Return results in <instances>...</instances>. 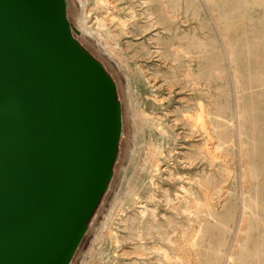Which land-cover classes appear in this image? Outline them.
<instances>
[{
  "label": "bare ground",
  "instance_id": "bare-ground-1",
  "mask_svg": "<svg viewBox=\"0 0 264 264\" xmlns=\"http://www.w3.org/2000/svg\"><path fill=\"white\" fill-rule=\"evenodd\" d=\"M67 4L69 16L75 19L73 31L118 84L123 107L121 139L134 143L123 180L114 191L117 165L104 203L87 231L93 232L94 239L88 248L78 249L71 264L77 256L81 264H103L105 256L98 245L107 242L119 247L116 256L154 255L151 260L134 257L136 260L128 264H239L246 237L254 227L264 239V191L260 184L251 183L244 163L255 141L257 122L253 104L244 98L253 87L264 86V31L243 43L233 41L226 26L227 11L216 0H67ZM203 10L207 19L199 26L189 25V14L197 18ZM210 26L218 30L219 40L200 35V29ZM121 78L125 80L123 85ZM180 78L189 92L207 94L200 111L192 108L191 101L185 105L190 111L186 138H196L204 126L216 139L206 150L210 161L211 153L222 161L238 156V189L235 185L215 186L211 179L197 174L183 175L187 184L181 185L180 194L159 187L155 177L161 169L158 158L162 146L155 136L157 132L161 139L166 136L164 115L155 107L147 108L140 88H151L153 101L162 104L165 97L158 90L167 88L172 92ZM215 79L226 80L228 98L233 97V103L213 99ZM199 153L194 144L180 158L188 167H194ZM218 168L223 171L221 165ZM146 172L153 173L154 188L143 197L132 180ZM167 175L174 178L172 171ZM113 191L104 220L96 225ZM123 196L137 207L130 210V206L120 205ZM159 201L177 215L169 220L168 227L157 212ZM216 233L221 243L214 261L194 258L191 254L197 252L204 237ZM130 241L134 242L132 249L121 246Z\"/></svg>",
  "mask_w": 264,
  "mask_h": 264
},
{
  "label": "water",
  "instance_id": "water-1",
  "mask_svg": "<svg viewBox=\"0 0 264 264\" xmlns=\"http://www.w3.org/2000/svg\"><path fill=\"white\" fill-rule=\"evenodd\" d=\"M67 0H0V264H71L114 176L117 85Z\"/></svg>",
  "mask_w": 264,
  "mask_h": 264
},
{
  "label": "rangeland",
  "instance_id": "rangeland-1",
  "mask_svg": "<svg viewBox=\"0 0 264 264\" xmlns=\"http://www.w3.org/2000/svg\"><path fill=\"white\" fill-rule=\"evenodd\" d=\"M216 1L223 9H225V11H227L226 16L228 17V19L226 26L233 41L243 43L253 38L256 34L260 33L261 31H264V0ZM67 16L70 24L75 27L74 17L72 15L69 16L68 13ZM189 19V25L194 24L199 26L201 22H204L205 19H207V14L203 10L197 18H194L193 15L189 14ZM199 33L203 38H205L207 35H211L209 36L210 39L213 38L219 40V32L218 30H215L213 26L200 29ZM73 35L82 44V46L86 48L85 44L79 39L78 35L75 34V31H73ZM86 50L88 49L86 48ZM88 51L97 59L96 55L92 53V51ZM97 60L100 62L99 59ZM262 69L264 70V65L262 66ZM124 82L125 80L121 78L122 85L124 84ZM115 83L117 85L118 98L121 102V94L118 88V84L116 81ZM225 84L226 80L215 79L213 83V88L211 90V94H213L214 96L213 99L218 98L222 103H225L227 100H230L233 103V97L228 98V92L226 91L227 86ZM140 89L142 90L143 94L142 100L147 104V108L152 110V108L155 107L160 110L164 115L163 120L164 126L166 128V136L165 138L161 139V137L159 136V132H157L155 136L156 140L159 141L162 146V154L158 158L161 169L159 172L156 173L157 175L155 177L159 187L161 186L168 188L169 190L171 189L170 191L173 195L180 194L182 192L181 185L183 183L185 185L187 184V180L185 181L182 178L183 175H185L184 177H186V175L190 176L197 174V176L201 177L202 179H211L214 182L215 186L217 184H219L220 186L222 185V187L235 185L238 189V184H240V162L237 157L234 156V158H229L225 161H222L220 157L211 153L213 157V162L210 161L205 155L206 150H208V148L210 147L209 145L213 143L216 139L215 136L207 132L204 126L195 135L196 138H186V134L188 131L187 119L188 114H190V111L188 112L185 105L187 104V102L191 101L193 105L192 108H196L198 111H200L203 104L207 101V94L189 92V88L184 84L182 78L178 79V81L175 83L172 92L171 90L169 91L167 88H161L158 90V93L165 97L162 100V104H157L153 101V98L151 97V88L141 87ZM145 95L148 96L146 97ZM244 101H248L253 104L254 116L256 117L257 121L256 123L257 125H260L259 129L255 133V139L262 140L264 139V86L253 87V89L249 92V95L244 98ZM194 144H196L197 147L200 149L199 159L197 161L196 166L188 167L186 164H184L183 160H181L180 155L182 154V152L191 149ZM132 149H134L133 142H126L122 139L120 140L118 159L114 167L115 175L117 165H119V172L117 173L118 175L116 177L114 191L120 185L121 181L123 180V176L126 173L124 167H129V164L131 162L129 160V157L132 155L131 151L129 152V150ZM219 165L222 166L223 171L219 170ZM170 171H172L174 175L173 179H170L167 175V173H169ZM152 174L153 173L149 172L141 173L136 175L132 180L133 186H136V188L139 189L140 194L143 197H147L154 188L151 183ZM249 176L251 177V179L252 177H255L251 180V183L260 184L264 191V171L261 170L253 175L249 174ZM256 177H258L259 179H256ZM114 191L109 195L108 200L105 203L104 210L98 216L96 225H101V222L104 220L106 208L110 206V202L114 196ZM104 197L99 208L104 203ZM121 199L122 201L120 202V205L124 203L126 206H130V210H133L135 209V207H137V205H135L134 202L128 197L123 196ZM157 207L159 208H157V212L159 214L160 219L165 220V224L167 225L166 227H168L169 220L176 219L177 215L172 212L171 208L167 207L163 202L161 203V201L157 203ZM98 210L96 211L95 215L97 214ZM160 215H162L163 217ZM164 215H167V217ZM93 239V232H87L79 249L82 251L88 248ZM263 241L264 239H260L259 229L257 227H254L246 237V243L244 245L243 251L240 254L241 259L239 261V264H264ZM220 243L221 238L219 234H209L204 237V239L201 241L197 252L192 253L191 255H193L194 258L212 263L215 257H217L219 254ZM121 246H123L125 249H132L134 246V242H123ZM98 248L103 251L105 256L103 264H128L129 262L136 259L143 260L144 258L147 260H151V258H154L153 254L138 257L136 255L122 256L119 253V256H116L119 247L111 242H107L101 247L100 245H98ZM114 252H116V254ZM77 258L75 260V264H81V258L78 256Z\"/></svg>",
  "mask_w": 264,
  "mask_h": 264
},
{
  "label": "crops",
  "instance_id": "crops-1",
  "mask_svg": "<svg viewBox=\"0 0 264 264\" xmlns=\"http://www.w3.org/2000/svg\"><path fill=\"white\" fill-rule=\"evenodd\" d=\"M260 125H254V138H255V133L259 129ZM263 140V141H262ZM255 139L253 144L250 146V153L248 157L246 158V161L244 162L245 165L247 166L246 168L248 169V172L253 175L256 172L259 171H264V139ZM238 151V150H237ZM236 151V152H237ZM238 158V156H237ZM239 162L240 159L238 158ZM241 166V163H240ZM255 177H252L254 179ZM256 179H259L256 177Z\"/></svg>",
  "mask_w": 264,
  "mask_h": 264
}]
</instances>
